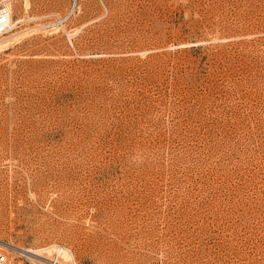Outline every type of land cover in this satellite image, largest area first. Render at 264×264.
<instances>
[{
    "label": "rangeland",
    "instance_id": "rangeland-1",
    "mask_svg": "<svg viewBox=\"0 0 264 264\" xmlns=\"http://www.w3.org/2000/svg\"><path fill=\"white\" fill-rule=\"evenodd\" d=\"M10 2L4 264H264V0Z\"/></svg>",
    "mask_w": 264,
    "mask_h": 264
},
{
    "label": "bare ground",
    "instance_id": "bare-ground-1",
    "mask_svg": "<svg viewBox=\"0 0 264 264\" xmlns=\"http://www.w3.org/2000/svg\"><path fill=\"white\" fill-rule=\"evenodd\" d=\"M3 4L7 5L10 7V0H5L4 2H2ZM75 9V8H74ZM74 9L71 10V12H74ZM71 14V13H70ZM10 18H11V27L10 29L15 25V22L14 19H13V14H12V11L10 9ZM17 23V22H16ZM18 33V32H17ZM16 34H13V35H17ZM20 34V33H19ZM12 35V36H13ZM68 35L70 37H72L74 34H70V32L68 33ZM11 36V35H10ZM9 36V37H10ZM9 37H6V39H0V46L4 43H8V40H9ZM17 39V38H16ZM15 40V39H14ZM13 40V41H14ZM11 43V41H10ZM9 43V44H10ZM6 45V44H5ZM4 45H2L3 47ZM1 48V47H0ZM3 242V241H2ZM8 247H10L11 249L13 250H17V252L21 253V254H26L28 256H30L31 258H33V260H35L36 258H42L43 260L47 261L46 263L48 264V261L49 259L52 258V255H53V252L56 250L58 252V254H60V262L63 264V262L66 263V261H72L74 264H75V259H74V254H72L71 250L69 248H66V247H59L57 244H51L50 246L48 247H45V248H39V249H27V248H23V247H17L11 243H5ZM4 245V244H3ZM5 247V246H4ZM46 255H50V256H46ZM46 256V257H45ZM75 261V262H74ZM42 262V261H40ZM64 263V264H65Z\"/></svg>",
    "mask_w": 264,
    "mask_h": 264
},
{
    "label": "built area",
    "instance_id": "built-area-1",
    "mask_svg": "<svg viewBox=\"0 0 264 264\" xmlns=\"http://www.w3.org/2000/svg\"><path fill=\"white\" fill-rule=\"evenodd\" d=\"M11 27L10 8L5 4L0 5V36L7 34ZM71 39V38H70ZM6 262V256L0 254V264ZM48 264H62L60 262V254L55 250Z\"/></svg>",
    "mask_w": 264,
    "mask_h": 264
}]
</instances>
